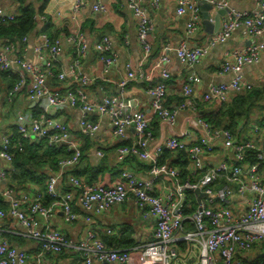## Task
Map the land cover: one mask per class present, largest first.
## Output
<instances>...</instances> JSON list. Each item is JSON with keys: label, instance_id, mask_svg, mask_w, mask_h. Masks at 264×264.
Listing matches in <instances>:
<instances>
[{"label": "built area", "instance_id": "1", "mask_svg": "<svg viewBox=\"0 0 264 264\" xmlns=\"http://www.w3.org/2000/svg\"><path fill=\"white\" fill-rule=\"evenodd\" d=\"M158 1L152 0L151 5L157 6ZM173 1L176 14L187 17L185 37L176 46L163 44L151 66L150 71H158L160 80L146 88L151 98L150 115L134 109L123 94L129 82L145 75L141 65L152 51L149 34L153 21L142 0H127L128 9L137 19L136 38L141 50L139 67L135 69L130 62H126L125 78L118 84L119 93L104 94L96 101H91L84 89L93 79L79 70L81 59L88 53L82 32L68 36V41L77 45V51L67 69L60 72L53 67L54 61L63 52L61 41L51 39L46 32H40V42L33 48L35 62L28 61L23 51L20 52L28 36L23 37L21 48L14 42L3 43L0 47V70L17 76L8 89L6 101L11 102L25 88L28 100L37 104L39 109L36 115L29 111H17V138L13 133L1 136L0 161L10 164L13 151H21L24 141L30 139L44 140L49 146L65 145L72 151L69 157L59 160L44 188L37 185L38 188L29 187L16 193L3 186L8 166L0 168V194L8 203L5 210L0 209V264H48L50 257L63 252L78 257L79 264L186 263L188 250L194 251L187 242L198 245L195 264H246L248 252L264 245V121L250 124L249 135H245L247 130L243 129L244 126L234 133L228 128L213 127L207 123L201 118L194 101V85L200 81L194 73L188 76L182 87V101L174 109L164 105L170 77V54L175 55L180 65L192 67L240 28L245 29L255 41L246 47L225 51L219 73H233V77L228 82L208 84L202 92L201 101L220 105L230 102L233 94L253 88L241 72L245 66L256 64L264 52V2H258L252 10L243 11L229 7L227 0ZM201 1L211 4L216 10L226 11L219 29L210 34L204 43L192 45L189 38L203 27ZM83 4L84 0H74V9L78 10ZM92 9L95 12L106 11L102 0H93ZM15 17V12H6L0 7V24L12 22ZM210 20L213 19L210 17ZM95 49L103 71L117 63L119 53L108 36L101 37ZM51 77L60 81L69 77L81 87L52 89L47 82ZM69 109L80 111L78 130L84 137H93L98 129V124L87 116L89 113L106 116L112 134L118 139H125L127 130L132 127L135 141L117 147L116 161L122 163L126 158L134 157L148 165L146 174L139 176L122 170L118 179L110 185L89 183L75 175L73 171L81 162L82 151L60 116ZM186 109L189 111L187 120L197 134H188V131L176 128L180 111ZM151 115L171 128L170 136L162 141L154 140ZM164 150L185 151L189 159L186 167L188 177L181 179L176 166L160 162ZM249 154L255 161L249 160ZM97 155L102 157L103 153L97 151ZM206 156L219 158L206 162ZM159 179L170 182L162 195L156 192ZM221 180L224 183L219 185ZM195 189L203 192L199 200ZM129 199L142 217L152 223V239L127 248L108 246L98 235L96 217ZM56 206L61 210L65 223H82L79 237L68 236L50 225ZM189 209L193 211L188 216L186 211ZM6 218L18 222L20 235L33 242L35 253L29 254L8 242L1 227ZM188 221L193 227L184 230L183 226ZM107 233L112 234V230L107 229ZM181 242L188 245L184 253L179 247Z\"/></svg>", "mask_w": 264, "mask_h": 264}, {"label": "crops", "instance_id": "2", "mask_svg": "<svg viewBox=\"0 0 264 264\" xmlns=\"http://www.w3.org/2000/svg\"><path fill=\"white\" fill-rule=\"evenodd\" d=\"M229 7L249 11L255 8L258 2L264 0H227ZM152 0H142L148 15L152 18L153 29L149 34V41L152 45V51L142 68L144 70L143 77H137L127 84L123 94L131 101L132 106L136 110H142L147 114H151L150 102L151 98L146 93V88L155 84L160 80L158 71L151 72V66L155 58L159 55L163 44L176 46L181 39L185 37L186 20L184 15H177L175 12V2L173 0H159L157 6L151 5ZM106 7L105 12H95L92 9L93 0H84V4L78 10L74 9V0H48L44 8V14L39 18L37 16L38 28L28 36L22 50L26 59L30 62L36 61V54L33 50L34 46L40 42V29L44 25H51L50 31L55 34L54 39H60L63 52L58 55L54 61V70L56 72L65 71L69 63L75 58L77 45L68 41V36L80 31L84 34L88 45L87 56L80 61L79 70L83 75L93 79L90 84L84 87L88 91V97L91 101L99 100L104 94L119 93L118 84L125 78L126 72L124 64L130 62L135 69L139 67L141 57L140 45L136 38L137 19L127 7V0H102ZM0 7L6 12H15L17 5L13 0H0ZM216 9L209 11L211 19H213ZM213 21V20H211ZM39 32V33H38ZM48 36L50 33L46 32ZM108 36L114 47L119 53L117 63L103 71L102 63L99 59V53L95 49V44L101 39V36ZM102 36V37H103ZM210 36L204 31V27L199 29L191 38L190 44H202ZM6 41V40H4ZM255 41L245 29H237L229 39L224 43H220L213 47L209 54L203 58L200 63L192 67H184L179 64L173 53L170 54L171 62L169 65L170 77L167 80L168 93L165 97L164 105L167 108L174 109L179 102L182 101V87L187 81L190 74H195L200 81L194 85V101L198 107L209 108L215 106V103H203L201 101L202 92L208 84L228 82L233 77V73L220 74L219 69L224 60L225 51L235 48H243ZM3 40L0 39V47ZM19 52V51H18ZM19 52V53H20ZM47 54V53H46ZM264 73V52L261 54L260 60L253 65H247L243 68L241 74L245 81L249 82L252 87L259 88L263 82ZM11 74L5 75L0 70V139L6 133H12L11 126L15 125L17 111H23L28 108L31 113L32 107L37 104L30 102L27 96V90L22 89L11 102L6 101L8 89L11 86ZM48 85L52 89H67L81 87L74 83L69 77L65 81L51 77L47 80ZM100 87H104L103 90ZM20 94V95H19ZM18 102L20 108L15 111L14 116L10 115V108L14 105V101ZM17 105V106H18ZM38 108V107H37ZM39 110V109H38ZM202 114V113H201ZM189 111L182 110L178 115L177 130L188 131V134L196 133V129L187 120ZM12 116V117H11ZM61 119L66 123L71 135L74 137L76 145L82 151L81 162L74 169L83 170L91 168H102L94 182L110 185L116 181L122 170H128L139 176H144L148 166L145 162L138 159L135 161L141 165L142 169L131 167L126 162L119 163L116 161V149L121 143L131 144L135 141V133L133 128H129L126 132L125 139L116 138L112 132L109 120L106 116H100L96 113H89L87 116L98 124V129L93 137H84L79 133L78 121L81 113L77 109H69L60 114ZM255 123V122H254ZM252 123L244 125L243 129L247 130L245 135H249V126ZM150 127L155 141H162L171 134V128L161 124L158 117L151 115ZM97 151L103 153L102 157H98ZM213 157V158H211ZM217 156H206L208 160L218 159ZM8 166L0 161V168ZM120 173L118 174V172ZM74 173V171H73ZM83 177V176H80ZM84 178V177H83ZM103 184V185H104ZM170 185L169 181L159 179L156 182V192L162 195L166 187ZM5 186V182L3 183ZM31 184L30 188H38ZM1 196V194H0ZM2 197V196H1ZM6 200V198H3ZM55 215L50 220V225L60 229L62 232L71 237H79L82 231V223H65L63 215L58 206L55 207ZM188 216L190 214H187ZM188 224V226H187ZM188 221L183 229L186 230L190 226ZM96 229L100 238L106 235L107 229L112 230L114 236H130L137 241V244H143L152 239V223L144 219L139 209L132 200H127L121 205H115L96 217ZM2 229L4 236L13 241V245L25 249L29 254L36 252L35 245L32 241L23 238L21 227L14 219L6 218L3 220ZM179 235V233L177 234ZM23 242V243H22ZM182 243V242H181ZM108 244V243H107ZM110 245V244H108ZM115 248H125L119 243L112 244ZM183 253L187 251V244H180ZM257 248L251 252L254 253ZM196 251L187 252L186 262L189 264L196 263ZM65 260H58L56 257H50L48 264H70L73 257ZM248 257V254H247Z\"/></svg>", "mask_w": 264, "mask_h": 264}, {"label": "trees", "instance_id": "3", "mask_svg": "<svg viewBox=\"0 0 264 264\" xmlns=\"http://www.w3.org/2000/svg\"><path fill=\"white\" fill-rule=\"evenodd\" d=\"M48 0H13L17 5L16 17L14 21L0 24V39L3 43L14 42L18 48L22 47V39L29 36L38 28L39 21L37 16L44 14V8ZM51 25L46 24L41 27L39 32L50 33V38L54 39L55 34L50 31ZM38 32V33H39ZM103 36V35H102ZM101 36V37H102ZM6 40V41H4ZM8 73L5 72V75ZM17 76L11 74V86L16 80ZM10 86V87H11ZM33 113H38L37 105L32 108ZM198 112L202 113L201 118L213 127H224L236 132L240 127L249 123H261L264 121V84L259 88H252L243 93L233 94L230 102L224 104H215L213 107L202 108L198 107ZM14 137L17 138L16 126H11ZM125 144V143H121ZM72 151L68 150L65 145L56 144L49 146L44 140L36 141L33 139L24 141L21 151H13V159L8 164L7 176L5 186L16 193L29 188L31 184L39 185L41 188L45 187V183L49 174L56 170L60 159L69 157ZM134 157H128L124 162L135 166L136 169H142ZM249 160L255 161L253 156L249 154ZM138 162H140L138 160ZM160 162H169L179 169L180 178L184 179L189 176V171L186 168L189 164L187 154L183 150L169 151L164 150L160 158ZM148 168V166H146ZM102 168H91L83 170H74L77 176H83L89 183L97 180V176ZM120 171L118 172V174ZM224 180H221L219 185H222ZM102 184H104L102 182ZM105 185V184H104ZM107 185V184H106ZM190 194V192H188ZM46 200L47 196L44 197ZM8 203L0 196V209H6ZM193 208V207H192ZM193 209L186 211L190 214ZM188 225V224H187ZM193 226L190 224L189 228ZM8 242L13 245V241L6 237ZM108 246L119 243L125 248L138 245L137 241L130 236H114L108 234L103 235L102 239ZM23 243V242H22ZM184 244V243H180ZM36 248V247H35ZM68 256L76 257L63 252L56 256L58 260L67 258ZM70 258V257H68ZM78 258V257H77ZM80 260V259H79ZM246 264H264V245L258 246L253 256L245 259Z\"/></svg>", "mask_w": 264, "mask_h": 264}, {"label": "water", "instance_id": "4", "mask_svg": "<svg viewBox=\"0 0 264 264\" xmlns=\"http://www.w3.org/2000/svg\"><path fill=\"white\" fill-rule=\"evenodd\" d=\"M213 8V6L209 3H206L205 1H201L200 9L202 12V18H203V27L204 31L208 34L215 33L221 23V18L225 14L226 9H218L216 10V13L213 17V21L210 20L209 11ZM194 193L196 194L197 200L201 198L203 195V192H201L199 189H195Z\"/></svg>", "mask_w": 264, "mask_h": 264}, {"label": "rangeland", "instance_id": "5", "mask_svg": "<svg viewBox=\"0 0 264 264\" xmlns=\"http://www.w3.org/2000/svg\"><path fill=\"white\" fill-rule=\"evenodd\" d=\"M20 95V94H19ZM14 105H12L11 106V108H10V115H12V116H14V114H15V111L16 110H18L19 108H20V106L18 105V102L15 100L14 101V103H13ZM18 105V106H17ZM26 110H28V108L26 109ZM26 110H24V111H26ZM11 116V117H12ZM187 244L189 245V246H191L196 252H198L199 251V249H198V245L196 244V243H194V242H187ZM253 256V253L251 252V251H249L248 252V258H250V257H252ZM65 259H68V257L67 258H64V259H62V260H65ZM196 260H197V258H196ZM71 263L72 264H79L80 263V260H79V258H77V257H74L72 260H71ZM171 264H189L188 262H186V263H184V261H172L171 262Z\"/></svg>", "mask_w": 264, "mask_h": 264}]
</instances>
